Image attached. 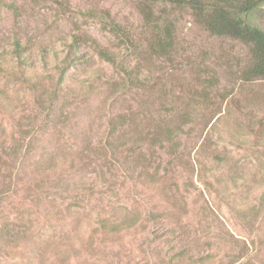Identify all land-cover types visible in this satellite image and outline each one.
<instances>
[{
    "label": "rangeland",
    "instance_id": "rangeland-1",
    "mask_svg": "<svg viewBox=\"0 0 264 264\" xmlns=\"http://www.w3.org/2000/svg\"><path fill=\"white\" fill-rule=\"evenodd\" d=\"M104 12L132 37L133 48L106 29L100 20ZM166 15V21L173 24L175 49L169 58L156 59L147 53L149 30L135 1L0 0V60L8 64L14 60L12 44L18 41L42 75L55 80L63 45L73 36L81 39L87 62L73 67L67 77V87L75 95L74 118L65 128L44 134L38 143L56 148L57 155L75 162L80 158L76 152L86 143L83 155L91 166L81 184L92 190L99 207L118 217L137 218L136 232L101 245L88 240L102 264H153L147 255L152 250L167 262L183 249L195 259L209 256L205 264H228V256L237 255L263 231L246 209L264 191V81L244 83L239 78L249 60L247 48L240 42L209 36L188 10L169 7ZM252 23L264 31V9L252 15ZM97 45L131 69L141 80L140 87L126 91L122 86L105 85L108 79H120L118 69L98 57ZM0 89L5 94L0 98V129L9 145L13 140L10 127L31 123L38 116L20 83L1 75ZM119 113L134 117L133 142L116 156L121 168L100 156L107 124ZM153 128L157 133H152ZM173 129L188 170L170 164L169 153L156 144ZM143 136L145 143L138 142ZM213 154H221L237 169L235 183L228 181L212 189L201 182L214 169H221L209 160ZM36 157L27 155L22 169ZM12 164L0 162V169L21 166ZM127 168L146 169L149 181L129 180L116 170ZM172 203L169 220L147 219L150 212L167 209ZM92 214L82 209L78 216L85 221ZM80 226L67 231L76 249L78 237L87 241L88 236L84 225ZM66 246L64 242L58 251L69 258L68 264H76L73 251L65 253ZM240 264L254 263L244 260Z\"/></svg>",
    "mask_w": 264,
    "mask_h": 264
},
{
    "label": "trees",
    "instance_id": "trees-1",
    "mask_svg": "<svg viewBox=\"0 0 264 264\" xmlns=\"http://www.w3.org/2000/svg\"><path fill=\"white\" fill-rule=\"evenodd\" d=\"M132 1L136 2L144 25L149 30L146 50L150 58L166 59L171 56L175 49V35L173 24L166 21V10L169 7L185 9L209 36L228 37L247 48L249 60L239 71L242 82L264 81V31L252 23V15L264 9V0ZM88 14L96 18L93 12ZM100 20L126 47L133 48L132 37L109 18L108 14L104 12ZM63 46L65 52L57 62L55 80L42 75L37 62L27 55L26 49L18 41L12 44L13 63L0 60V76H7L24 87L30 96L32 111L35 110L38 116L31 123L10 127V137L13 140L9 145L5 144L2 137L4 130L0 129V162L5 165L13 162L11 166L14 167L21 165L18 169H0V264H68L69 258H63L64 255L58 251L64 242H67L65 253L73 251L76 264H102V260H97L98 253L90 250L88 240H95L101 245L138 229L137 218L131 215L118 217L108 209L99 207L97 199H92V190L81 184L89 171L87 168L91 166V162L87 163L88 156L83 155L87 149L86 143L76 152L80 155L76 162L69 158L66 160L64 155H57L56 148L38 143L44 134L65 128L74 118L75 105L72 101L75 100V95L67 87L68 72L87 61L81 53L80 37L73 36ZM94 49L99 58L118 69L120 80L115 82L108 79L105 85L122 86L126 91L140 87L141 80H138L136 74L133 75L131 69L119 64L114 54L98 45ZM43 59L45 64V58ZM119 92L118 89L116 96ZM4 95L0 89V98ZM133 119V116L123 113L112 117L107 124L104 144L100 146L104 152L100 153L102 159L109 158L110 162L114 160L119 168L123 165L120 166L122 162L115 161L116 156L127 151L133 142ZM155 132L157 133L153 128L152 133ZM174 134V129L166 131L163 138L155 140L156 144L169 153L170 164L175 163L188 170V162L186 159L184 161L183 152L179 151L178 143L173 139ZM145 138H140L138 142L145 143ZM201 153L202 150L198 152ZM29 154H36L37 157L22 169ZM209 160L221 169H214L216 171L211 173V177L201 179L203 184L214 189L216 186H224L228 181L235 183L238 171L221 154H213ZM127 163L126 157L123 162L125 167ZM116 170L129 180L143 181L145 178L147 181L150 178L147 177L146 169ZM209 178H213L212 181ZM82 209L87 210L88 214L93 211L92 216L85 221L78 216ZM173 210L172 203L167 209L150 212L147 219L153 222L169 220ZM246 210L255 217L258 230L263 231L250 245L241 247L237 255L232 258L228 256V264H240L244 260L247 263L264 264V191L257 203ZM80 225H84L88 236L85 239L87 241L78 237L79 247L76 249L67 231L72 226L77 230ZM82 250H85L84 253ZM187 252L188 250L183 249L173 254L167 262L160 260L156 250L147 251V255L150 261H154L153 264H193L199 260L203 264L208 262L209 256L195 259Z\"/></svg>",
    "mask_w": 264,
    "mask_h": 264
}]
</instances>
